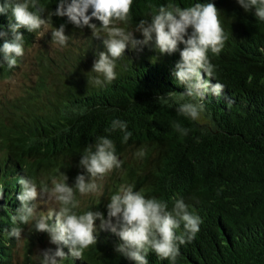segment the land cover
<instances>
[{
	"label": "trees",
	"instance_id": "16d2710c",
	"mask_svg": "<svg viewBox=\"0 0 264 264\" xmlns=\"http://www.w3.org/2000/svg\"><path fill=\"white\" fill-rule=\"evenodd\" d=\"M169 2L180 7L214 3L229 34L218 56L209 53L216 65L215 78L204 76L211 83H222L224 90L219 98L205 96V111L195 121L176 111L180 103L191 99L181 98L185 89L172 76L179 50L169 55L150 46L141 51L126 49L117 60V79L97 87L88 83V72L97 53L105 48L90 29L76 28L67 17L53 16L52 26L64 24L69 35L66 51L53 48L49 28L42 37L45 47L36 56L30 54L31 49L41 38L36 31L19 29L25 54L18 58L17 67H0V80L21 69L22 78L35 79L36 86L12 96L0 108V183L4 184L0 264H14L19 243L7 235L14 226L11 215L20 206L18 178L28 176L39 183L59 170L73 184L77 174H84L79 167L84 147L100 136L113 140L124 163L112 172V184L103 191L98 205L90 206V202L79 211H100L106 216L110 195L125 183L166 201L169 209L182 197L203 223L194 240L180 246L176 264H264V22L252 10L245 12L236 0H133L129 30ZM39 3L45 6L42 18H46L49 11H55L58 0ZM10 20L15 22L10 9L0 14L5 29ZM91 22L99 26L98 21ZM133 34L142 39L139 32ZM3 42L0 38V46ZM27 60L29 64L23 66ZM35 64L39 73L32 77ZM169 92L176 95L157 99ZM113 119L127 122L132 133L127 143L122 142L119 130L106 131ZM176 123L190 129L187 136L174 130ZM141 147L147 150L144 158L134 155ZM40 198L42 203H35L47 211L45 197ZM95 223L96 245L85 251L83 259L69 256L64 264H135L115 251L119 238L100 230L99 221ZM18 226L29 246L42 236L29 231L28 225ZM63 251L67 254L68 248L64 246ZM146 259L148 264H169L152 251Z\"/></svg>",
	"mask_w": 264,
	"mask_h": 264
},
{
	"label": "clouds",
	"instance_id": "9594fccd",
	"mask_svg": "<svg viewBox=\"0 0 264 264\" xmlns=\"http://www.w3.org/2000/svg\"><path fill=\"white\" fill-rule=\"evenodd\" d=\"M245 12L252 10L259 22H264V0H236ZM133 0H58L55 11H49L42 18L45 6L39 0H4L0 4V14L11 10L14 23L10 20L7 28L0 25V67L12 69L18 66V58L25 54V40L19 29L36 31L42 38L51 28V41L66 47L69 35L65 34V25L52 26V17H67V21L76 28L87 27L92 37L102 40L105 51L97 53L88 83L104 87L117 79V60L123 57L126 49L141 51L150 46L160 54H172L179 50V60L175 63L172 76L185 91L181 98H191L180 103L176 111L190 120H198L205 111L206 95L219 98L224 90L222 83H211L215 78L216 65L210 60L209 53L218 56L225 47L229 34L225 32L220 19V10L214 3L197 2L180 7L174 2L161 5L129 30L132 22ZM96 20L99 26L91 21ZM190 30V31H189ZM139 32L142 39L134 37ZM10 34V39L8 38ZM183 45L180 49L179 46ZM264 51V50H262ZM176 95L169 92L158 100ZM230 103V102H229ZM174 130L182 137L190 129L179 123ZM123 133L122 142L132 133L127 130V122L119 119L111 121L110 129ZM146 147L137 149L134 155L144 158ZM123 160L117 154L116 145L106 136L97 137L94 144L84 147L79 159V167L84 174H77L74 183H67L68 176L58 170V174L39 183L28 176L18 178L21 191L17 196L20 206L11 215L14 225L7 233L17 242L22 240V229L18 225H28L29 231L46 233L55 249L47 248L34 254V264H64L68 257L83 259L84 253L96 245V221L99 229L116 235L120 243L115 251L135 264H148L147 254L152 251L161 260L176 264L180 256V246L194 240L203 223L199 215L190 211V206L181 197L175 199L171 209L168 203L155 196H146L144 189L134 190L132 183L121 184L110 195L106 204V216L100 211H79V196L102 194V181L114 170L122 168ZM50 180V183H49ZM4 184L0 183V194ZM46 197L43 201L47 211H38L37 197ZM68 248V253L63 247Z\"/></svg>",
	"mask_w": 264,
	"mask_h": 264
},
{
	"label": "rangeland",
	"instance_id": "374dc122",
	"mask_svg": "<svg viewBox=\"0 0 264 264\" xmlns=\"http://www.w3.org/2000/svg\"><path fill=\"white\" fill-rule=\"evenodd\" d=\"M44 43H46L45 40L41 38V40L38 41V43H36L33 46L30 54L32 56H36L37 52L42 50L43 47H45ZM51 47L50 49H52ZM53 48H59L58 50L66 51L64 47L58 46L56 44L53 45ZM71 49L76 50L75 47ZM51 58L54 59V55H52ZM25 64H29L28 60L26 61V63H24L23 66H25ZM30 71L32 72L34 71L33 73H30L32 77L36 76V74L39 73L36 64L34 65V69ZM22 77H23L22 70L20 69V70H16L15 73L12 74L9 78L0 80V108H3L1 104H5L7 100L12 96H16L18 93H23L24 91L30 92L34 90L36 86L35 79L31 78L30 81H26ZM110 178H112V173L109 174L107 177H105V179L101 182L103 185V191L112 184ZM42 179H47V178L43 177ZM101 198H103V192L102 194H89L83 197L78 195V199H80L81 201V208L85 206L89 207L90 202H92L90 206H96L98 205L97 204L98 200ZM37 200H39V204L42 203V199L40 197L39 198L37 197ZM43 207L47 210L48 205L44 204ZM37 210L44 211V209L41 207H38ZM38 240H39L38 242L33 240L34 246H29L28 238L26 236H22V240L18 243L16 250L14 251V264H34V261L32 259L34 254H37L40 251L47 248L53 249V244L49 242V237H47L45 233H42V236H39Z\"/></svg>",
	"mask_w": 264,
	"mask_h": 264
}]
</instances>
